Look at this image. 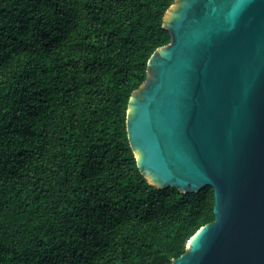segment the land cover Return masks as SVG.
I'll return each mask as SVG.
<instances>
[{
  "label": "trees",
  "instance_id": "16d2710c",
  "mask_svg": "<svg viewBox=\"0 0 264 264\" xmlns=\"http://www.w3.org/2000/svg\"><path fill=\"white\" fill-rule=\"evenodd\" d=\"M174 0H0V264H170L214 221L211 188L156 189L129 98Z\"/></svg>",
  "mask_w": 264,
  "mask_h": 264
},
{
  "label": "water",
  "instance_id": "95a60500",
  "mask_svg": "<svg viewBox=\"0 0 264 264\" xmlns=\"http://www.w3.org/2000/svg\"><path fill=\"white\" fill-rule=\"evenodd\" d=\"M162 28L128 143L151 186L214 197V221L170 264H264V0H174Z\"/></svg>",
  "mask_w": 264,
  "mask_h": 264
},
{
  "label": "rangeland",
  "instance_id": "374dc122",
  "mask_svg": "<svg viewBox=\"0 0 264 264\" xmlns=\"http://www.w3.org/2000/svg\"><path fill=\"white\" fill-rule=\"evenodd\" d=\"M174 4V3H173Z\"/></svg>",
  "mask_w": 264,
  "mask_h": 264
}]
</instances>
